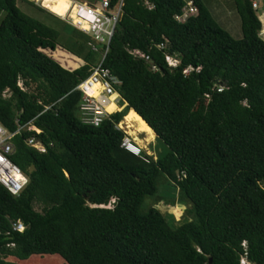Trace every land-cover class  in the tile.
<instances>
[{
  "label": "trees",
  "instance_id": "16d2710c",
  "mask_svg": "<svg viewBox=\"0 0 264 264\" xmlns=\"http://www.w3.org/2000/svg\"><path fill=\"white\" fill-rule=\"evenodd\" d=\"M192 1L197 14L180 22L186 0H123L102 61L84 33L70 47L16 0H0V124L12 133L24 127L11 138V161L28 178L18 195L0 185V264L35 255L67 264H264L261 22L251 0H231L236 39L204 0ZM165 53L179 65L169 67ZM101 61L120 80L127 111L95 127L80 121L75 88ZM187 66L200 70L185 75ZM128 111L151 126L141 118L165 154L143 153L146 162L120 147L126 135L117 124ZM30 137L45 152L27 145ZM175 191L191 204L190 221L175 225L155 207L142 209L145 197L174 199ZM17 221L24 230L13 229Z\"/></svg>",
  "mask_w": 264,
  "mask_h": 264
},
{
  "label": "built area",
  "instance_id": "2783aa9c",
  "mask_svg": "<svg viewBox=\"0 0 264 264\" xmlns=\"http://www.w3.org/2000/svg\"><path fill=\"white\" fill-rule=\"evenodd\" d=\"M75 3L77 8V22H74L73 19L68 17L69 21L72 26L89 36L90 41H88V47L92 51L100 53L103 61L109 49L110 40L122 14L121 5L123 4V0H120L112 8L110 7V0H98V2L93 5H88L83 2ZM146 5L150 7L147 2ZM250 7L256 12L261 22L262 35H264V0H251ZM182 9V15L176 16V19L180 22H185L188 17L197 14V9L194 7L192 0H186ZM84 26H87V28ZM158 46L159 48H165L166 45L161 43ZM131 53L147 61L153 71L158 70V67L153 63L149 56L138 50H134ZM164 58L167 65L171 68L177 67L180 63V59L176 55L165 53ZM102 61L99 62L91 74L86 79L82 80L75 88L82 94L78 104L80 121L83 124L95 127L99 126L112 114H107L105 111L106 107L111 102L110 97L116 95L118 98L115 100L119 98L122 99L121 95L118 93L120 80L109 69L102 67ZM193 70L199 71L200 67L194 68L192 66H187L184 68L183 73L187 75ZM98 84L100 86V92L98 96H94L95 86ZM222 88V86H219L218 90L220 91ZM50 108L51 106H46L45 110ZM22 128L24 127H20L16 132ZM15 133L9 132L0 124V185L12 195H18L28 182L26 174L11 161V155L14 152L11 138ZM26 143L40 152H45V146L35 137L28 138ZM120 147L146 162L149 161L128 136L123 138ZM12 227L14 230L18 231H22L25 228L21 221L13 223ZM241 263H247V260L242 257Z\"/></svg>",
  "mask_w": 264,
  "mask_h": 264
},
{
  "label": "rangeland",
  "instance_id": "374dc122",
  "mask_svg": "<svg viewBox=\"0 0 264 264\" xmlns=\"http://www.w3.org/2000/svg\"><path fill=\"white\" fill-rule=\"evenodd\" d=\"M73 1L83 2L88 5H91L88 2H91L92 4L98 2V0H73ZM204 2H205L204 4L208 7V9H210L211 13L217 19L220 25L224 29H226L232 37L236 39L242 37L241 28H240V19L237 12L232 8L231 0H204ZM16 4L20 8V10L25 14L35 17L40 21H43L48 25H52L58 30H60L62 34L65 35L64 37L61 38V40L63 43L67 44L68 46L72 47L74 43L81 42L83 39L85 40V35L87 34H85L82 31L78 30L73 32L71 31L70 33H68L72 27V24L70 23L68 16L66 18H60L56 16L55 14L44 8L40 1L16 0ZM39 7L43 8V10H40ZM65 26H67L68 31H65L64 29L66 28ZM80 33H84L85 35L81 36ZM53 52L54 51L45 50V53L55 57ZM80 64L81 62L78 65ZM70 68L72 69V67ZM18 85L21 86L24 90H28L30 92L35 91L34 84H31L29 87L26 88L24 87L23 82L20 80ZM4 95L8 96L9 92L6 90L4 92ZM112 97L113 98L111 99V104H110L112 110L110 111V113L121 110L123 111V113L126 112L127 111L126 103L123 102V99L119 98L115 100L116 98H118L116 95ZM118 128L121 129L125 133V135L128 136L130 140H132V142L145 155L149 157V159L156 160L157 157H161L163 154H165L168 151V147L163 143V141L156 135V133H153V131L150 130L147 127V125L141 120V118L138 115H136L133 111H128L123 116L122 120L118 123ZM29 129L35 130L37 133H39L40 131L33 125H29ZM134 136L137 137L138 140H135ZM174 196H175L174 199L169 197L159 198V195L154 198H151V196H147L144 198L142 209L144 208L146 210L150 207H155L166 217L167 220H171L170 216H172L173 217L172 220L175 225L181 224L185 221H190L192 219L191 204L188 202H181L176 194V191ZM108 206L111 207L112 203L109 204ZM34 209L36 211H41L42 206L38 203H35ZM6 262L7 264H67V262L58 255H43V256L35 255L28 258L27 260H19L13 257H7Z\"/></svg>",
  "mask_w": 264,
  "mask_h": 264
},
{
  "label": "bare ground",
  "instance_id": "6f19581e",
  "mask_svg": "<svg viewBox=\"0 0 264 264\" xmlns=\"http://www.w3.org/2000/svg\"><path fill=\"white\" fill-rule=\"evenodd\" d=\"M38 1L41 2L44 8L54 13L56 16L60 18H66L68 16L71 19H73L74 22H77L76 20V9L77 8H76V3L73 0H38ZM84 27L87 28V26H84ZM99 92H100V86L98 84L95 86L94 96H98ZM112 96H115V95H112ZM112 96L110 97V100L113 98ZM110 104L105 109L107 114H109L110 111L112 110Z\"/></svg>",
  "mask_w": 264,
  "mask_h": 264
},
{
  "label": "water",
  "instance_id": "95a60500",
  "mask_svg": "<svg viewBox=\"0 0 264 264\" xmlns=\"http://www.w3.org/2000/svg\"><path fill=\"white\" fill-rule=\"evenodd\" d=\"M134 110V109H133ZM141 118L143 119V117L141 116ZM144 120V119H143ZM145 121V120H144ZM146 122V121H145ZM147 123V122H146ZM148 124V123H147ZM149 125V124H148ZM150 126V125H149ZM150 128H151V126H150ZM152 129V128H151ZM153 130V129H152ZM154 131V130H153ZM155 133V132H154Z\"/></svg>",
  "mask_w": 264,
  "mask_h": 264
}]
</instances>
